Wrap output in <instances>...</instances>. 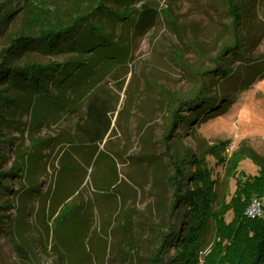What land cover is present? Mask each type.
Here are the masks:
<instances>
[{"label":"rangeland","instance_id":"rangeland-1","mask_svg":"<svg viewBox=\"0 0 264 264\" xmlns=\"http://www.w3.org/2000/svg\"><path fill=\"white\" fill-rule=\"evenodd\" d=\"M31 1L35 6L70 4V0ZM237 1L244 10L240 34L247 47L241 57L224 53L221 62L228 61L232 70L222 80L212 71L204 72L215 67L223 44L232 41L224 0L137 1L135 9L155 7L158 17L141 33L134 26L127 31L133 38L120 58L125 87L119 93L110 135L90 166L82 159L87 142L73 133L69 121H63L67 113L60 110L63 99L38 91L29 104L26 100L14 110V120L10 115L0 118V154L5 155L0 171L13 170L0 176L5 186L0 188V264H150L161 242L160 232L169 230L171 159L186 150L203 154L207 146L227 141V157L235 152L244 155L238 170L259 173L258 162L264 164V0ZM0 5L2 18L17 8L0 25L1 49L14 33L25 30L27 19L25 0H0ZM118 19L113 31L117 40L106 36L101 25H82L71 43L79 52L69 65L78 67V74H88L102 61L119 59L109 52L123 50L132 16L120 11ZM28 59L46 57L26 51L16 63ZM117 67L110 65L109 73ZM110 78L112 74L104 77ZM206 79H213L209 84L218 96V114L173 128L167 102L194 95ZM7 87L0 85V90ZM207 159L219 199L197 264H241L251 249L238 245L245 218L235 207L237 180L229 167L211 155ZM242 207L250 217L262 215L264 193ZM123 223L125 229L114 231ZM166 248V257L176 255L175 245Z\"/></svg>","mask_w":264,"mask_h":264},{"label":"trees","instance_id":"trees-1","mask_svg":"<svg viewBox=\"0 0 264 264\" xmlns=\"http://www.w3.org/2000/svg\"><path fill=\"white\" fill-rule=\"evenodd\" d=\"M137 1L70 0V4L63 7L43 2L36 3L39 5L35 6L31 0H25L24 15L27 19L24 24L25 30L21 29L14 33L8 44L0 49V85L8 86L7 89L0 90V118L4 120L10 115L9 117L14 120L17 112L14 110L23 107L26 100V104H29L38 95V91H44L53 99H63L60 110L67 111L63 121H69L71 128L73 126V133L87 142V150L84 156V152H81V157L83 156L82 159L87 160L90 166L97 157L98 147L110 135L120 98L119 93L125 87L126 79L120 78L121 69L125 64L120 58L125 46L129 45L133 38L127 31L130 30V26H134L141 33L152 26L158 17V10L155 7L147 5L141 10L135 9ZM224 1V11L231 18L229 25L232 30V41L223 44L220 60L215 61V67L204 72L207 75L212 71L213 76L217 75L221 80L231 76L229 74L232 70L228 61L221 62L224 53L228 51V55L241 57L247 47L243 44L240 34L244 24L243 6L237 0ZM16 11L15 7L12 12L5 14L4 18L0 11V25ZM120 11L126 16H132V21L125 30L129 38H124L123 50L113 48L109 52L110 57L119 55V59L97 63L91 68L93 74L90 73L91 70L88 74H78V67L69 66L72 63L71 58L79 52L71 47V43L83 27L92 26L93 23L96 28L98 25L103 26L106 36L111 34V37L117 40L118 35L113 34V31L120 24L118 19ZM32 26L37 29H33ZM26 51L39 52L46 59H28L23 61V64L16 63ZM112 64H118V67L109 73ZM110 74L112 78L105 81L104 77ZM211 81L206 79L192 96L176 97L167 102L173 128L179 124H190L192 121L201 122L218 114L220 110L216 106L218 96L210 91ZM4 90H10L11 94L3 95L1 92ZM225 104L226 102L223 103L221 112L224 111ZM172 131V128L167 130V136ZM227 147V141H220L207 146L203 154L186 150L184 155L171 159L172 174L168 177V185L172 190V199L166 210L169 230L160 232L161 242L151 255L150 264L198 263L199 253L205 244L204 235L212 221L214 222L215 202L219 199L208 155L213 156L218 164L229 167L237 180L235 207L237 204V212L245 218L243 238L238 245L250 246L251 249L250 255L241 264H264V207L261 210L262 215L256 217L248 216L242 207V203H246L248 207L254 197L264 193V164L258 162L255 155L248 153L258 162L260 171L256 175H246L238 170L239 162L244 155L235 152L231 157H227L225 154ZM2 160H5V155L0 154V161ZM12 172L13 170L0 171V176L10 175ZM4 187L0 179V188ZM122 226H116L114 231L126 228L125 223ZM166 244L176 246V255L171 258L164 255L167 251Z\"/></svg>","mask_w":264,"mask_h":264},{"label":"built area","instance_id":"built-area-1","mask_svg":"<svg viewBox=\"0 0 264 264\" xmlns=\"http://www.w3.org/2000/svg\"><path fill=\"white\" fill-rule=\"evenodd\" d=\"M257 205H259V203Z\"/></svg>","mask_w":264,"mask_h":264}]
</instances>
